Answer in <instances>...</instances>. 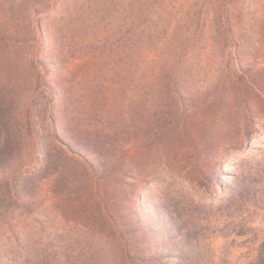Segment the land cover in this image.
Returning a JSON list of instances; mask_svg holds the SVG:
<instances>
[{"label":"rangeland","instance_id":"obj_1","mask_svg":"<svg viewBox=\"0 0 264 264\" xmlns=\"http://www.w3.org/2000/svg\"><path fill=\"white\" fill-rule=\"evenodd\" d=\"M264 262V0H0V264Z\"/></svg>","mask_w":264,"mask_h":264},{"label":"trees","instance_id":"obj_2","mask_svg":"<svg viewBox=\"0 0 264 264\" xmlns=\"http://www.w3.org/2000/svg\"><path fill=\"white\" fill-rule=\"evenodd\" d=\"M190 264H195V263L193 261H191ZM256 264H264V262H263V260H259Z\"/></svg>","mask_w":264,"mask_h":264}]
</instances>
